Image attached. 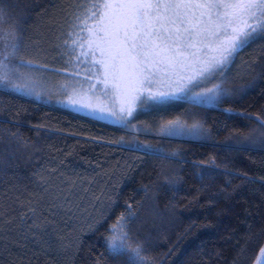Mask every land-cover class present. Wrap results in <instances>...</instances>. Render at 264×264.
<instances>
[{"label": "trees", "instance_id": "16d2710c", "mask_svg": "<svg viewBox=\"0 0 264 264\" xmlns=\"http://www.w3.org/2000/svg\"><path fill=\"white\" fill-rule=\"evenodd\" d=\"M87 2L0 0V55L17 71L38 62L36 50L49 58L56 24ZM7 84L0 264H254L264 246V27L234 53L216 102L146 110L151 126L195 125L191 137L134 135Z\"/></svg>", "mask_w": 264, "mask_h": 264}, {"label": "rangeland", "instance_id": "374dc122", "mask_svg": "<svg viewBox=\"0 0 264 264\" xmlns=\"http://www.w3.org/2000/svg\"><path fill=\"white\" fill-rule=\"evenodd\" d=\"M79 9L56 24L49 58L36 50L38 62L17 71L2 52L0 84L134 135L191 137L195 125L151 126L146 110L174 99L216 102L234 53L264 27V0H92ZM254 264H264V246Z\"/></svg>", "mask_w": 264, "mask_h": 264}]
</instances>
